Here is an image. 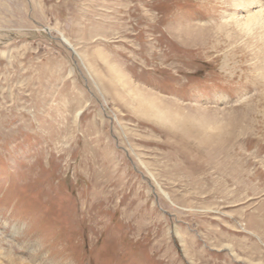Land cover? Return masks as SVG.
<instances>
[{"label": "rangeland", "instance_id": "374dc122", "mask_svg": "<svg viewBox=\"0 0 264 264\" xmlns=\"http://www.w3.org/2000/svg\"><path fill=\"white\" fill-rule=\"evenodd\" d=\"M239 1L0 0V264H264Z\"/></svg>", "mask_w": 264, "mask_h": 264}, {"label": "bare ground", "instance_id": "6f19581e", "mask_svg": "<svg viewBox=\"0 0 264 264\" xmlns=\"http://www.w3.org/2000/svg\"><path fill=\"white\" fill-rule=\"evenodd\" d=\"M240 6L243 10L249 9L250 7L256 5L255 0H242L239 1ZM258 5V4H257ZM258 10L257 11H250V10H246L247 12V17L245 20H241L239 17L236 18L237 21H235V23L241 27V30L243 33H245L246 35L251 34L252 38L257 39V40H261V34L264 32V5L260 4L257 6ZM239 31V30H238ZM264 34V33H263ZM264 39V36L262 37ZM263 42V41H262ZM259 44V43H258ZM261 44V43H260ZM246 47V46H245ZM262 49V48H261ZM257 50V49H256ZM260 50V49H259ZM260 52V51H259ZM259 55V54H258ZM262 57H264V55H262ZM261 57V59H262ZM258 58V57H257ZM260 59V58H258ZM253 60V59H252ZM251 60V61H252ZM264 60V59H263ZM253 62V61H252ZM251 63V62H250ZM254 64V63H253ZM257 64V63H256ZM255 64V65H256ZM251 65V64H250ZM262 65V64H260ZM254 66V65H253ZM257 66V65H256ZM260 68V67H259ZM263 68V66L261 67ZM261 72V71H260ZM260 74V73H259ZM262 75V74H261ZM10 262L12 263H16L15 259H13L11 257V254L8 255ZM24 262V261H23Z\"/></svg>", "mask_w": 264, "mask_h": 264}]
</instances>
